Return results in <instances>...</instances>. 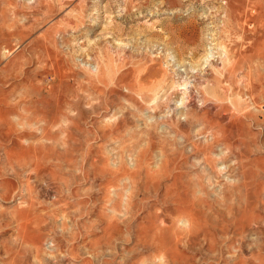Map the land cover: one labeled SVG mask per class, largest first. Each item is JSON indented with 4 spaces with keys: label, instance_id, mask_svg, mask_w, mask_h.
I'll return each instance as SVG.
<instances>
[{
    "label": "rangeland",
    "instance_id": "1",
    "mask_svg": "<svg viewBox=\"0 0 264 264\" xmlns=\"http://www.w3.org/2000/svg\"><path fill=\"white\" fill-rule=\"evenodd\" d=\"M0 264H264V0H0Z\"/></svg>",
    "mask_w": 264,
    "mask_h": 264
},
{
    "label": "bare ground",
    "instance_id": "2",
    "mask_svg": "<svg viewBox=\"0 0 264 264\" xmlns=\"http://www.w3.org/2000/svg\"><path fill=\"white\" fill-rule=\"evenodd\" d=\"M44 4V3H43ZM33 5H35V4H33ZM36 5H38V4H36ZM42 5V4H41ZM29 7V6H28ZM37 7V6H36ZM42 7V6H41ZM14 8V7H13ZM33 8V7H32ZM38 8H39V6H38ZM29 9H31V8H29ZM34 9H35V7H34ZM40 9V8H39ZM33 10V9H32ZM191 94V93H190ZM184 95H186V93L184 94ZM191 97L192 96H189V95H186V97H183V102L185 103V105L188 107V110L190 111H188L189 112V117L191 118V120H194V122L195 123H198V122H201L202 121V123H201V125H203V129H204V132H203V134H205V139L207 140V142L210 140L209 139V137L211 136L212 137V143H213V141L214 142H216V144L214 145V146H218L219 145V142H220V139H218L217 138V135H216V133H219L220 134V136L223 138V140H226L227 139V137L225 136V134L224 133H221V131H222V128L221 129H217L215 126H210V124L206 121V120H204V119H201L200 118V113H198V111L196 112L195 110H194V106H193V103H192V101H191ZM194 100V99H193ZM206 101V99H204V102ZM214 104V106H217L221 111H227L228 110V106H226V105H224V104H222V105H217L216 103H212L211 105H213ZM216 104V105H215ZM211 107V106H210ZM193 108V109H192ZM208 108V107H207ZM190 109H192V110H190ZM231 115V114H230ZM223 117H226V114H223ZM228 117V118H227ZM226 117V119H229V122H231L232 121V124L233 125H238L239 123L241 124V119L237 116V115H235V116H227ZM254 118V117H253ZM228 122V121H227ZM203 136V135H202ZM199 144V143H198ZM206 145V144H205ZM198 146V145H197ZM209 146V145H208ZM206 147L207 146H205V149H206ZM211 147V146H210ZM207 149H209L208 147H207ZM183 220V219H182ZM185 224H186V226H187V224H188V226H190L191 225V222H190V220H189V218H186V220H185Z\"/></svg>",
    "mask_w": 264,
    "mask_h": 264
}]
</instances>
